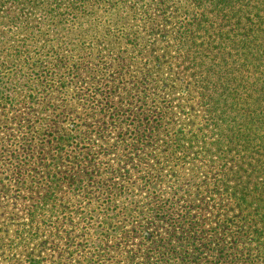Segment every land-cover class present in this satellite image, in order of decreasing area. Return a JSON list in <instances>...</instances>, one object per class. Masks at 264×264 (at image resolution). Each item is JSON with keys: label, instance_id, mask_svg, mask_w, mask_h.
Instances as JSON below:
<instances>
[{"label": "rangeland", "instance_id": "obj_1", "mask_svg": "<svg viewBox=\"0 0 264 264\" xmlns=\"http://www.w3.org/2000/svg\"><path fill=\"white\" fill-rule=\"evenodd\" d=\"M193 12L192 0H0V264H264V214L240 208L264 198L246 190L259 174L231 183L192 151L114 142L111 104L144 68L158 91L139 104L177 99L149 135L202 123L173 57ZM238 142L226 153L259 172L262 138Z\"/></svg>", "mask_w": 264, "mask_h": 264}, {"label": "trees", "instance_id": "obj_2", "mask_svg": "<svg viewBox=\"0 0 264 264\" xmlns=\"http://www.w3.org/2000/svg\"><path fill=\"white\" fill-rule=\"evenodd\" d=\"M192 4L193 14L180 23L174 35L173 57L197 96L202 123L189 130L178 127L170 134L160 135L157 131L156 137L149 135V129L162 128L164 132L169 128L168 118L177 114L172 101L177 99L170 98L168 106L160 108L146 106L144 100L139 104L143 94L158 91V86L151 84L158 70L144 68L131 86L119 89L125 92L111 104L117 110L115 120L120 121L115 145L137 149L153 140L162 147L192 151L194 159L210 158L223 168L224 178H232L231 183L254 173L264 181V160L259 162L257 172L254 162L235 163V153H226L239 144L242 136L248 140L261 137L264 142V0H192ZM172 86L175 88L171 82ZM160 90L168 91L164 86ZM230 165L233 174L227 172ZM260 179L246 190L261 196L264 189L257 187ZM263 200L249 195L241 199L240 208L260 216L264 214ZM168 217L161 215L160 219L166 221ZM187 222L199 226L197 217L191 216ZM221 223L225 233L232 234L227 216L221 218ZM203 224L210 226V221Z\"/></svg>", "mask_w": 264, "mask_h": 264}]
</instances>
